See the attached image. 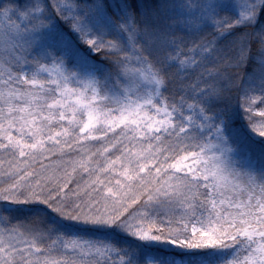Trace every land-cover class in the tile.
<instances>
[{"label":"snow or ice","instance_id":"6c2138e0","mask_svg":"<svg viewBox=\"0 0 264 264\" xmlns=\"http://www.w3.org/2000/svg\"><path fill=\"white\" fill-rule=\"evenodd\" d=\"M0 264H264V0H0Z\"/></svg>","mask_w":264,"mask_h":264}]
</instances>
